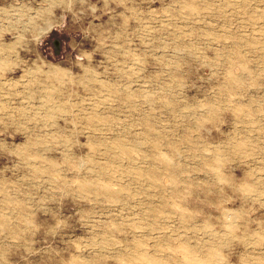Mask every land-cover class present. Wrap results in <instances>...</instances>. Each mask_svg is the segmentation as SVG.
Segmentation results:
<instances>
[{"label":"rangeland","instance_id":"374dc122","mask_svg":"<svg viewBox=\"0 0 264 264\" xmlns=\"http://www.w3.org/2000/svg\"><path fill=\"white\" fill-rule=\"evenodd\" d=\"M0 264H264V0H0Z\"/></svg>","mask_w":264,"mask_h":264}]
</instances>
